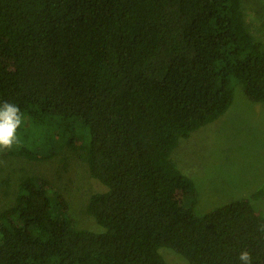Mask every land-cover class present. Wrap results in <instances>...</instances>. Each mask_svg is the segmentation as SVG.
<instances>
[{
    "label": "trees",
    "instance_id": "obj_1",
    "mask_svg": "<svg viewBox=\"0 0 264 264\" xmlns=\"http://www.w3.org/2000/svg\"><path fill=\"white\" fill-rule=\"evenodd\" d=\"M233 82L264 104V50L241 0H0V101L20 107L6 154L47 160L57 141L105 190L77 228L41 177L22 178L0 211V264H264V184L202 216L170 160L178 139L230 107ZM27 127L24 128V122ZM53 140L54 146H49Z\"/></svg>",
    "mask_w": 264,
    "mask_h": 264
},
{
    "label": "rangeland",
    "instance_id": "obj_2",
    "mask_svg": "<svg viewBox=\"0 0 264 264\" xmlns=\"http://www.w3.org/2000/svg\"><path fill=\"white\" fill-rule=\"evenodd\" d=\"M247 32L264 50V0H241ZM233 98L216 120L180 138L170 154L179 172L194 186L193 210L197 216L248 198L264 184V104L248 100L241 84L233 82ZM24 122V128L27 127ZM49 146H54L52 140ZM47 160L30 161L0 151V211L10 207L19 181L36 176L48 181V193L57 191L67 202L77 228L101 232L86 213L89 197L105 188L93 180L84 162L61 141ZM264 216V200H252ZM168 264H188L169 249H159Z\"/></svg>",
    "mask_w": 264,
    "mask_h": 264
},
{
    "label": "clouds",
    "instance_id": "obj_3",
    "mask_svg": "<svg viewBox=\"0 0 264 264\" xmlns=\"http://www.w3.org/2000/svg\"><path fill=\"white\" fill-rule=\"evenodd\" d=\"M24 116L20 107L8 100L0 101V150L10 151L14 145L19 143L17 130L21 127ZM258 231L264 232V223ZM237 259L240 264H252V255L247 250H242Z\"/></svg>",
    "mask_w": 264,
    "mask_h": 264
}]
</instances>
